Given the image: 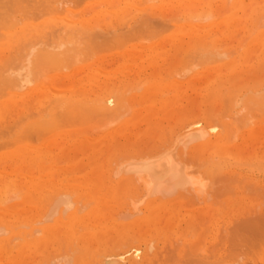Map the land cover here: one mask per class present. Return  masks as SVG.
Returning a JSON list of instances; mask_svg holds the SVG:
<instances>
[{"label": "rangeland", "instance_id": "1", "mask_svg": "<svg viewBox=\"0 0 264 264\" xmlns=\"http://www.w3.org/2000/svg\"><path fill=\"white\" fill-rule=\"evenodd\" d=\"M155 1L148 6L159 3ZM212 1L215 4L216 0ZM70 2L67 6L79 13L103 1ZM109 2L105 0L101 8L106 10ZM219 3L207 11L216 13L215 32L198 41H186L185 37L183 42L187 46L181 49L176 47L177 40L170 41V31L159 33V23L153 22L157 17L152 19L142 12H134L133 19L128 17L127 25H121L122 20H114L117 23L114 25L112 13L116 8L102 9L106 12L104 19L110 17L99 22L95 16L97 26L93 25L96 30L93 29L98 34L101 32L100 36L91 30L97 38L89 41L84 38V42L79 40L83 42L81 46L74 45L80 48H76L79 52L82 50L76 54L82 58L81 61L77 58L79 64L72 61L75 63L72 66L71 58L61 70L58 69L63 66L54 68L58 73H50L45 70L53 65L43 62L41 74H49V79L46 77L44 82L40 77L37 81L38 75H35L37 82L28 87L51 83L54 89L52 85L58 84L54 92L48 86L44 87L46 90L42 87L41 94L45 97L60 96V89L68 87L67 90L72 89L70 92L78 93L77 102L81 105L73 103L69 108L47 112L42 109L36 115L41 120L36 118L32 122L35 125H30L31 131L27 132L26 126L18 121L24 109L19 108L21 112L10 103L12 100L0 97V106L5 108L0 107V114H4L0 115V184L7 185L13 177L23 183L40 182L39 191L33 194L23 188H20L22 194L19 189L0 194V228L4 229L0 237L5 240L0 243V264H104L106 258L116 256L122 258L121 264L261 263L259 254H264V0H239L235 8H231L232 0ZM89 8L90 15H96L101 9ZM164 10L163 15L170 12L171 18L182 15L179 9ZM199 11V15L206 14ZM183 14L188 16L189 12ZM44 16L29 23L49 21L50 17ZM211 21L214 22L213 19L208 22ZM17 53L20 52L15 48L6 50L7 56L2 58L0 66L6 65L9 59L10 63ZM140 53L142 58L138 56ZM223 54L226 57H217ZM75 69L78 70L74 74ZM137 75L143 76L141 81L136 80ZM87 77H93L94 81L89 83ZM106 81L108 84L103 83ZM37 121L43 124L39 129ZM192 127L211 132L202 140L189 143L186 149L179 146L176 150L190 170L198 173L203 184L179 189L168 197H144L147 192L143 183L120 168L131 160L164 152L181 133ZM21 149L30 152L35 162L12 157ZM16 193L21 197L13 196L4 205ZM56 195L71 201L67 203L69 200L65 199L58 212L74 205L65 214L60 212V216L57 212L51 217L49 206Z\"/></svg>", "mask_w": 264, "mask_h": 264}, {"label": "bare ground", "instance_id": "2", "mask_svg": "<svg viewBox=\"0 0 264 264\" xmlns=\"http://www.w3.org/2000/svg\"><path fill=\"white\" fill-rule=\"evenodd\" d=\"M63 1V2H62ZM0 0V61H2V58L9 55H4V52H6V50H10V49H16L17 53L15 58H11V62L9 63V61L7 62L6 59V65L0 66V97L3 100L2 97H7L9 100H12L10 103H12L15 108L17 107L22 108L23 113H20V118H19V123H22L23 125L26 126V131L28 132V130L31 131V127L30 125H35L34 123H32L33 121L36 122L37 118L36 115L39 114V112L43 109V111H55L57 109H63L66 107H71L73 106V103H75V105H81V103L79 104V101L77 102V96L78 93L76 92H70V90L72 91V89H69L68 87H66L64 90L63 88L60 89L61 90V95L57 96V95H53L52 96H47V94H51L50 92L46 94L47 97L44 96V94H41V85L36 86V87H32V88H28L30 86H32L35 83V79L38 78L39 80L40 77H42L43 79H46V77L49 75L46 73V75H42L41 72L42 67H40L41 63H45L47 62V65H50L52 67L48 68V72H57L58 70H61V68H64L63 65L67 64L68 61L71 59V61H69L71 63V65L73 66V64H77V58H79V61H81V57L79 54V57L76 55L77 51L79 52L80 48L78 45L82 44L84 42V40L88 39L87 41H89V39H95L97 37H95L98 34L95 30L94 27H96L97 25V21L95 19V16L97 17V20L99 22L103 21L104 19V14L106 13L105 11H108V8L111 9H115V11L112 13V16L115 17V19L113 18L112 23H114L116 20L117 21H121L123 22V24L121 25H127L128 23H130V18L133 19L132 14H135L136 12H141L143 13V15H148L150 17H157V19L159 18V21L157 19L154 18L155 24L157 25V23H159L157 25V29H159V33H163V32H167L170 31L168 33L170 41L173 40H177L178 41V45H176L177 48H183L186 47L187 45L184 44L183 41H185V37H186V41L189 40L191 41H198L199 39H203L202 37L204 36H209L212 35L215 31H213L214 28H216V22L215 18H216V13L212 14L210 11L209 13L207 11L212 10L216 7H218V3H222L224 0H216L215 4L213 3L212 0H156L159 1V3H157L156 5L153 6H148L149 3L155 1V0H109L110 2L107 3L108 7L105 10L104 8H101L102 3L105 0H99V2H102L100 4H98L97 6L95 5H90L89 7L93 6L96 8H101L100 10H98V12L95 14L90 15L91 11L90 8L88 7L87 10H84V12H75L73 11V9H70V5L69 2L71 0ZM76 1V0H75ZM78 2H80V0H77ZM92 1V0H91ZM94 1V0H93ZM155 1V2H156ZM229 1V0H227ZM239 0H232V7L231 8H235L237 7V3ZM81 2H86V0H81ZM97 2V0H96ZM107 2V1H106ZM105 2V4H106ZM218 2V3H217ZM71 3V2H70ZM95 3V2H92ZM219 3V4H220ZM227 5V3H226ZM34 6V8L32 7ZM104 6V5H102ZM33 8V9H31ZM164 8H171V11H173V9L175 10H180L179 12L182 13V15L180 14V16H176V17H168L170 16V12L168 13L167 16L163 15V12L165 11ZM227 8V7H226ZM102 9H104L105 11H103ZM118 9V11L116 12V10ZM33 10V11H32ZM162 10H164L162 12ZM167 10V9H166ZM174 10V11H175ZM203 10L202 12L205 11V13L208 15H199L198 11ZM110 11V10H109ZM199 11V12H200ZM225 11H227L225 9ZM96 12V11H94ZM135 12V13H134ZM166 12V11H165ZM185 12H189L188 16L184 15L183 13ZM222 13V12H221ZM109 14H111L109 12ZM210 14V15H209ZM49 16L50 19L49 21H44L42 23H33L34 20H39V17L43 16ZM89 15L91 16V18H88ZM94 15V17H92ZM44 16V17H45ZM148 16H146V18H148ZM110 16H107V19ZM139 17V16H138ZM213 19V21H211L212 23H209V19ZM104 19V20H107ZM125 19V22H124ZM231 19V18H230ZM33 20V22H30ZM142 20V19H141ZM150 19H148L149 21ZM220 20V19H219ZM110 21V20H109ZM157 21V22H156ZM93 22V23H92ZM142 22V21H141ZM152 22V23H153ZM117 25V23H114V25ZM120 24V23H119ZM206 24V26H204ZM96 25V26H93ZM99 25V24H98ZM103 25V24H102ZM120 25V26H121ZM146 25V24H145ZM208 25V27H207ZM218 25V24H217ZM235 25V24H234ZM104 26V25H103ZM123 26H121V31H123ZM258 26V25H257ZM119 27V26H118ZM143 27V26H142ZM141 27V28H142ZM95 30H94V29ZM105 28V26L103 27ZM120 28V27H119ZM140 28V27H139ZM231 28V27H230ZM229 28V29H230ZM233 28V27H232ZM117 29V28H116ZM115 29V30H116ZM144 29V28H143ZM206 31H203V30ZM223 30V27L221 28ZM97 33L95 34V36L93 35V32ZM108 30V28L106 29ZM114 30V32H115ZM120 30V29H119ZM98 31V30H97ZM141 31V30H140ZM219 31V30H218ZM217 31V32H218ZM92 32V34H91ZM110 32V31H109ZM129 32V31H128ZM132 32V31H131ZM137 32V31H136ZM108 33V31L106 32ZM110 34V33H109ZM112 34V33H111ZM104 35V34H102ZM106 35V34H105ZM104 35V36H105ZM162 35V34H161ZM159 36V34L157 35ZM90 37V38H89ZM111 37V36H110ZM156 37V36H155ZM168 37V36H166ZM85 38V39H84ZM130 38V37H129ZM147 38V36H146ZM83 39V40H81ZM99 39V38H98ZM102 39V36L100 38V40ZM121 40V38H119ZM205 39V38H204ZM83 42H81V41ZM85 40V41H86ZM99 40V41H100ZM114 40V39H113ZM81 43H79V42ZM98 41V40H97ZM106 41V40H105ZM110 42V40H108ZM107 41V43H108ZM204 42V40H201ZM77 43V47H75L74 45H76ZM90 43V42H89ZM100 43V42H99ZM194 43V42H193ZM254 43V42H253ZM92 44L93 41H92ZM109 44V43H108ZM107 44V45H108ZM175 44V43H174ZM81 46V45H80ZM85 46V45H84ZM88 46V45H86ZM94 46V45H93ZM106 46V45H105ZM173 46V45H172ZM174 46V48H176ZM79 49V50H76ZM88 48V47H87ZM160 49V48H159ZM200 49V48H199ZM87 50V49H86ZM114 50V49H113ZM162 50V49H161ZM183 50V49H182ZM195 50V49H194ZM82 51V50H81ZM80 51V52H81ZM191 51V50H190ZM79 52V53H80ZM84 52V51H83ZM86 52V51H85ZM89 52V50H88ZM87 52V53H88ZM141 52V50H140ZM90 53V52H89ZM189 53V52H188ZM191 53V52H190ZM195 53V52H194ZM199 53V52H198ZM11 54V53H10ZM14 54V53H13ZM84 54V53H83ZM92 54V53H91ZM147 54V53H145ZM209 54V53H208ZM211 54V53H210ZM225 54V53H224ZM220 55L217 57H221L224 56L226 57V55ZM15 55V54H14ZM71 55L73 57H71ZM134 55H137L134 54ZM141 55V57H140ZM212 55V54H211ZM10 56V55H9ZM12 56V55H11ZM10 56V57H11ZM140 58H142V54L140 53L138 55ZM137 56V57H138ZM138 57V58H139ZM143 57H144V53H143ZM146 57V56H145ZM144 57V58H145ZM192 57V55H191ZM7 58V57H6ZM137 58V59H138ZM139 58V59H140ZM185 58V57H184ZM196 58V57H195ZM4 59V58H3ZM69 59V60H68ZM148 59V58H147ZM146 59V60H147ZM66 60V61H64ZM142 60V59H141ZM4 61V62H5ZM72 61H76L75 63ZM135 61V60H134ZM143 61V60H142ZM18 62V63H16ZM139 62V61H138ZM9 63V64H8ZM44 63L41 64V66L44 67ZM81 63V62H80ZM1 64V63H0ZM14 64V65H13ZM46 64V63H45ZM79 64V62H78ZM143 64V63H141ZM9 65V66H8ZM71 65H69L68 69L71 67ZM139 65V64H138ZM59 66H63V67H59ZM187 66V65H186ZM59 69L55 71L54 68H58ZM67 67V65H66ZM65 67V68H66ZM53 68V69H51ZM130 68V67H128ZM186 68V67H185ZM191 68V67H190ZM46 69V67H45ZM51 69V70H50ZM67 69V70H68ZM78 69H75L73 72L75 74V72ZM143 70V69H142ZM141 70V71H142ZM193 70V69H192ZM66 71V70H65ZM125 71V70H123ZM59 72V71H58ZM57 72V73H58ZM72 72V71H71ZM103 72V71H102ZM121 75L123 76V73L121 71H119ZM253 72V71H252ZM202 73V72H201ZM42 76H41V75ZM68 74V73H67ZM73 74V76H74ZM127 74V73H126ZM210 74V73H209ZM2 75H6L4 77H2ZM35 75H38V77ZM60 74H58L57 76H59ZM63 75V74H62ZM61 75V77H62ZM79 75V74H78ZM87 75V74H86ZM55 76V75H54ZM52 76V77H54ZM66 76V74L64 75ZM63 76V77H64ZM88 76V75H87ZM91 76V75H90ZM118 76V74H117ZM128 76V75H127ZM138 76V75H137ZM140 76V75H139ZM138 76V77H139ZM45 77V78H44ZM50 77V75H49ZM135 79L141 81V78L143 77H139L140 79ZM224 77V76H223ZM77 78V77H76ZM130 78V77H128ZM184 78V77H183ZM47 79H49L47 77ZM46 79V80H47ZM60 80L62 78H59ZM86 79V77L84 78ZM100 79V78H99ZM133 79V80H135ZM144 79V78H143ZM142 79V80H143ZM260 79V78H259ZM45 80V81H46ZM56 80V78H55ZM80 80V78H79ZM92 80L94 81L93 77H87V81L92 82ZM103 80V79H102ZM105 80V79H104ZM107 80V79H106ZM132 80V81H133ZM135 80V81H136ZM212 80V79H211ZM261 80V79H260ZM36 81V82H37ZM44 81V80H43ZM44 81V82H45ZM58 81V79H57ZM62 81V80H61ZM85 81V82H87ZM96 81V80H95ZM133 81V82H135ZM43 82V83H44ZM67 82V81H66ZM84 82V80L82 81ZM102 82V81H101ZM209 82V81H208ZM234 82V81H233ZM50 83V82H49ZM54 83V81H53ZM65 83V82H64ZM63 83V84H64ZM69 83V82H68ZM76 83V82H75ZM99 83V82H98ZM108 84V81L103 82ZM179 83V81H178ZM181 83V82H180ZM51 84V83H50ZM48 84L47 86L50 88V91L54 92V89L56 88V86L58 87V84L55 85V83L52 85V87L54 89L51 88V85ZM62 84V85H63ZM146 84V83H145ZM144 84V85H145ZM207 84V82H206ZM43 85V84H42ZM67 85V84H66ZM70 85V84H69ZM72 85V84H71ZM150 85V84H149ZM152 85V84H151ZM47 86H44L47 88ZM68 86V85H67ZM85 86V85H82ZM203 86V85H202ZM259 86V85H258ZM40 87V88H39ZM43 87V88H44ZM86 88V87H85ZM83 88V89H85ZM45 89V88H44ZM80 89V88H79ZM90 89V87H89ZM92 89V88H91ZM121 89V88H120ZM148 89V88H147ZM151 89V87H150ZM236 89V88H235ZM46 90V89H45ZM76 90V89H73ZM78 90V89H77ZM88 90V89H87ZM64 91V93L62 92ZM66 91V92H65ZM80 91V90H78ZM77 91V92H78ZM86 91V90H84ZM83 91V92H84ZM91 91V90H89ZM120 91V90H119ZM200 91V90H199ZM3 92V93H2ZM57 93V91H55ZM58 93H60V91H58ZM79 94H81L79 92ZM88 95H90V93H88ZM99 95V94H98ZM164 95V94H163ZM88 97L87 95H83V97ZM82 97V98H83ZM93 97V96H92ZM80 98V97H79ZM78 98V99H79ZM121 98V97H120ZM7 99V100H8ZM5 100V99H4ZM5 100V101H7ZM101 100V99H100ZM103 100V99H102ZM124 100V98H123ZM130 100V99H129ZM35 102L34 104L32 102ZM86 101V99H85ZM90 101H93L90 99ZM107 102V101H106ZM113 102V101H111ZM115 102V101H114ZM131 102V101H130ZM190 102V101H189ZM6 102H4V106H6L8 109L9 107L7 105H5ZM32 103V105L30 104ZM199 103V102H198ZM243 103V102H242ZM2 104V103H1ZM11 104V106H12ZM83 104V103H82ZM87 104V101L86 103ZM89 104V103H88ZM92 104V103H91ZM126 104V103H125ZM111 104H109L110 106ZM113 105V104H112ZM1 107V106H0ZM13 107V106H12ZM119 107V106H118ZM197 107V106H196ZM264 107V106H262ZM4 108V107H1ZM13 107V109H15ZM73 108V107H72ZM81 108V107H80ZM84 108V107H83ZM86 108V107H85ZM92 108V107H91ZM94 108V107H93ZM92 108V109H93ZM106 108V107H105ZM26 109V110H25ZM75 109V107H74ZM98 109V107H97ZM101 109V108H100ZM108 109V108H107ZM126 109V108H124ZM1 110V109H0ZM5 110V108H4ZM12 110V109H11ZM10 110V111H11ZM20 110V109H19ZM18 110V111H19ZM22 110H20L22 112ZM88 110V108H87ZM102 110V109H101ZM114 110V109H113ZM225 110V109H224ZM255 110V109H254ZM7 111V110H6ZM9 111V110H8ZM14 110H12L13 112ZM33 111H36L35 113ZM59 111V110H58ZM57 111V112H58ZM71 111V110H70ZM77 111V109L75 110ZM74 111V112H75ZM99 111V110H98ZM117 110H115L116 112ZM241 111V110H240ZM261 111V110H260ZM15 112V111H14ZM67 112V111H66ZM69 112V111H68ZM67 112V113H68ZM91 112V109H90ZM101 112V111H100ZM105 112V111H104ZM113 112V113H115ZM125 112V111H123ZM254 112V111H253ZM6 114H8L7 112H4ZM84 113V112H83ZM93 113V112H92ZM212 113V112H211ZM47 114V113H44ZM57 114V113H55ZM74 114V113H73ZM91 114V113H90ZM95 114V113H94ZM104 114V113H103ZM102 114V115H103ZM111 114V113H110ZM117 114V113H116ZM120 114V113H118ZM117 114V115H118ZM1 115V114H0ZM4 115V114H3ZM1 115V117L3 116ZM43 115V114H42ZM64 117V114H62ZM72 115V114H71ZM80 115V114H79ZM86 115V114H85ZM96 115V114H95ZM108 115V114H107ZM116 115V116H117ZM122 115V113H121ZM49 116V115H46ZM60 116V114H59ZM67 116V115H66ZM69 116V115H68ZM78 116V115H77ZM87 116V115H86ZM89 116V115H88ZM239 116V115H238ZM261 116V115H260ZM95 117V116H93ZM103 117V116H102ZM111 117V116H110ZM119 117H121L119 115ZM37 118V119H36ZM60 118V117H59ZM67 118V117H66ZM73 118V116H72ZM118 118V117H117ZM123 118V117H122ZM121 118V119H122ZM237 118V117H236ZM260 118V117H259ZM43 119V118H42ZM53 119V118H52ZM234 119V117H233ZM41 120V119H40ZM38 120V121H40ZM79 120V119H78ZM94 120V118H93ZM97 120V119H96ZM236 120V119H235ZM37 121V122H38ZM47 121V120H46ZM50 122V120H48ZM60 121V120H59ZM74 121V120H73ZM239 121V120H236ZM17 122V121H16ZM45 122V121H44ZM43 122V123H44ZM220 122V121H219ZM12 123V122H11ZM18 123V122H17ZM32 123V124H31ZM39 124H37L36 128H40L43 124H40V122H38ZM62 123V122H61ZM64 123V122H63ZM104 123H106L104 121ZM71 124V123H70ZM95 124V123H94ZM100 124V123H99ZM46 125V124H45ZM59 125V124H58ZM19 126V125H18ZM17 126V127H18ZM28 126V127H27ZM50 126V125H47ZM61 126V125H60ZM242 126V125H241ZM55 127V126H54ZM222 127V126H221ZM239 127V126H238ZM13 128V127H12ZM21 128V127H20ZM18 128V129H20ZM38 128V129H39ZM46 128V127H44ZM42 130V129H40ZM186 130V129H185ZM4 131V130H3ZM37 131V129L35 130ZM13 132V131H12ZM39 132V131H38ZM45 132V131H44ZM211 131L210 130H205L203 128H199V127H192L190 128L188 131L183 132L179 135V137L177 138V140L175 141V143H173V146L167 148V150H165L162 153L156 154L154 156L151 157H146V158H142V159H135V160H131L127 163H125L121 169V171L123 170L125 173H131L135 176H137V178L143 183V187H145V191L147 192L146 194H144V197H168L173 195L175 192H177L179 189H185L188 186H193V187H197L202 181L200 180V176L196 174H194L191 170L190 167L188 165L185 164V162L181 159V156L178 154L177 152V147L181 146L184 147L186 149V146L196 140H202L205 136H207V134H209ZM31 133V132H30ZM33 133V131H32ZM42 134V132L40 133ZM109 134V133H108ZM232 134V133H231ZM6 135V133H5ZM37 136L40 135L38 133H36ZM171 135V134H170ZM19 136V135H18ZM231 136V135H230ZM3 137V136H2ZM5 137V136H4ZM31 137V136H30ZM36 137V136H35ZM37 138V137H36ZM42 138V137H41ZM15 141V138H13ZM4 141V140H3ZM9 141V140H8ZM18 141V140H17ZM16 141V142H17ZM15 142L14 145H16L17 143ZM24 142V141H23ZM7 143V141H6ZM8 145V144H7ZM5 145V146H7ZM13 145V144H11ZM9 145V146H11ZM13 147V146H12ZM4 149V148H3ZM26 151V150H25ZM24 150H19L17 151V155H13L12 157H16V159L18 160H23V162H28L27 159H29L30 163H34L35 160L32 157V154L30 152H25ZM52 155V154H51ZM43 157V156H42ZM15 160V158H14ZM17 164V162H15ZM20 164V163H19ZM23 165V164H22ZM34 165V164H33ZM42 165V164H41ZM40 165V166H41ZM121 167V166H119ZM118 172V171H117ZM123 172V173H124ZM119 173V172H118ZM49 175V174H48ZM126 175V174H125ZM26 176V175H25ZM45 176V175H43ZM28 177V176H27ZM49 178V176H46V178ZM16 179V180H13ZM12 180H10L11 182H9L7 185L5 184L4 186L2 185V183L0 184V186H2L3 188H1L0 194L3 193V195L13 189H19L23 188L24 191H28L29 193L33 194L35 192L39 191V186H40V182L38 183H23L21 182V180L19 181V179L17 180V178L13 177ZM50 181V180H48ZM1 182V180H0ZM46 183V182H45ZM48 183V182H47ZM203 184V183H201ZM221 184V183H220ZM72 186V185H71ZM201 186V185H200ZM5 187V188H4ZM76 190L79 191V189L75 188ZM202 189V186H201ZM22 190V189H21ZM72 190V187H71ZM70 190V191H71ZM86 190V189H85ZM15 191V190H14ZM19 193V194H20ZM81 193V192H80ZM22 194V193H21ZM20 194V195H21ZM77 194V193H75ZM100 194V193H98ZM54 195V194H53ZM232 195V194H231ZM18 199L19 195H17V193L15 195H11V199L8 197V199L3 202L5 203L4 205H6V203L10 200H13L14 198ZM52 196V195H51ZM57 196V195H56ZM67 196V195H66ZM4 197V196H3ZM143 197V198H144ZM49 198V197H48ZM69 198V197H68ZM142 198V199H143ZM45 199V198H44ZM67 203L71 202L70 199H67V197L64 196H57L55 197L52 201V203L50 204V208L49 211L51 214V217L54 216L57 212L58 209L60 208V206L62 207V205H64L66 202ZM26 200H28V197L26 198ZM25 200V201H26ZM49 202V201H48ZM141 202V200L139 201ZM143 202V200H142ZM133 203V202H132ZM73 204V203H72ZM2 205V204H1ZM68 206H70V204H66ZM74 205V204H73ZM72 205V206H73ZM70 206V207H72ZM70 207H64L65 209H63L62 211H59L58 213H63L65 214V212L67 210H69ZM63 208V207H62ZM103 208V207H102ZM136 208V207H135ZM9 209V208H8ZM1 212V211H0ZM11 212V211H10ZM60 213V216H61ZM21 214V213H20ZM28 215V214H27ZM25 215V217L27 216ZM0 216H2L0 214ZM50 216V215H49ZM120 216V215H119ZM48 217V214H47ZM51 217L49 219H51ZM125 217V216H124ZM10 218V217H8ZM56 218V217H55ZM62 218V217H61ZM5 219V216H4ZM3 219V220H4ZM27 219V218H26ZM31 219V217H30ZM33 219V216H32ZM31 219V220H32ZM125 219V218H124ZM44 221V220H43ZM5 222V221H4ZM12 222V221H11ZM15 222V221H14ZM27 222H29L27 220ZM84 223V222H83ZM9 224V222H8ZM15 224V223H14ZM19 227V225H18ZM23 228V227H22ZM80 228V227H79ZM83 228V227H82ZM45 229V228H44ZM43 229V232H44ZM77 229V228H76ZM257 229V228H256ZM3 228H0V235H2L3 233ZM254 230V229H253ZM50 231V230H48ZM77 231V230H75ZM7 232V231H6ZM34 232V230H33ZM53 232V231H52ZM4 234V233H3ZM34 234V233H32ZM53 234V233H52ZM76 234V233H74ZM32 236H30L31 238ZM63 237H65L63 235ZM202 237V236H201ZM28 238V237H27ZM13 239V237H12ZM15 239V238H14ZM20 239V238H19ZM23 239V238H22ZM26 239V238H25ZM29 239V238H28ZM26 239V240H28ZM18 240V239H15ZM5 240L3 238L0 237V243H3ZM12 241V240H11ZM14 241V240H13ZM19 241V240H18ZM22 241V240H21ZM24 241V240H23ZM29 241H31L29 239ZM224 241V240H223ZM257 242V241H256ZM253 243V241H252ZM126 244V243H125ZM257 244V243H256ZM260 244V243H259ZM29 245V243H27L24 246ZM198 245V244H196ZM215 245V244H214ZM264 245V244H262ZM17 246V245H16ZM176 246V245H174ZM178 246V245H177ZM194 247V246H193ZM177 248V247H176ZM261 248V244L258 250H260ZM10 249V248H9ZM39 249V248H37ZM218 249V248H217ZM75 250V249H74ZM186 250V249H185ZM262 250H264V248H262ZM8 251V250H7ZM39 251V250H38ZM63 252V251H62ZM77 252V251H76ZM264 253V252H262ZM65 254V253H64ZM249 254V253H248ZM245 255V254H244ZM262 255L261 257V263L260 264H264V254H259ZM51 256V255H50ZM169 257V256H168ZM199 257V256H198ZM60 258V257H59ZM72 258V257H71ZM200 258V257H199ZM259 258V257H258ZM257 258V259H258ZM3 259V258H2ZM1 259V260H2ZM176 259V258H175ZM12 260V259H10ZM57 260V259H56ZM173 260V259H172ZM181 260V259H180ZM52 261V260H51ZM60 261V260H59ZM67 261V260H66ZM122 261V258L120 257H108L106 258L104 264H121L120 262ZM182 261V260H181ZM249 261V260H248ZM63 262V261H62ZM65 262V261H64ZM68 262V261H67ZM123 262V261H122ZM188 262V261H187ZM224 262V261H223ZM242 262V261H241ZM49 263V262H48ZM56 263V262H55ZM66 263V262H65ZM225 263V262H224ZM255 263V262H254ZM54 264V263H52ZM67 264V263H66ZM233 264V263H232ZM235 264V263H234ZM238 264V263H236ZM258 264V262H257Z\"/></svg>", "mask_w": 264, "mask_h": 264}]
</instances>
